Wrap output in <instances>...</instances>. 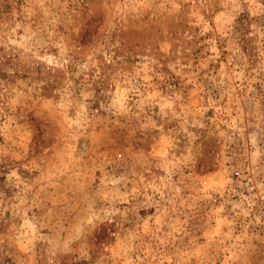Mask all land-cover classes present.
Here are the masks:
<instances>
[{"label": "rangeland", "instance_id": "374dc122", "mask_svg": "<svg viewBox=\"0 0 264 264\" xmlns=\"http://www.w3.org/2000/svg\"><path fill=\"white\" fill-rule=\"evenodd\" d=\"M0 264H264V0H0Z\"/></svg>", "mask_w": 264, "mask_h": 264}, {"label": "trees", "instance_id": "16d2710c", "mask_svg": "<svg viewBox=\"0 0 264 264\" xmlns=\"http://www.w3.org/2000/svg\"><path fill=\"white\" fill-rule=\"evenodd\" d=\"M45 89L47 88V87H44Z\"/></svg>", "mask_w": 264, "mask_h": 264}]
</instances>
